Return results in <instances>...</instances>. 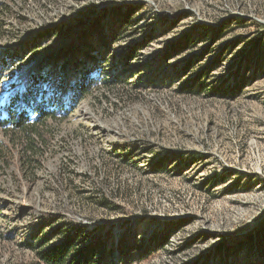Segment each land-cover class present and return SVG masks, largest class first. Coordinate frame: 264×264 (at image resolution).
<instances>
[{
  "label": "rangeland",
  "instance_id": "1",
  "mask_svg": "<svg viewBox=\"0 0 264 264\" xmlns=\"http://www.w3.org/2000/svg\"><path fill=\"white\" fill-rule=\"evenodd\" d=\"M90 51L71 108L0 129V264L59 225L116 264H264V0H0V105Z\"/></svg>",
  "mask_w": 264,
  "mask_h": 264
},
{
  "label": "trees",
  "instance_id": "2",
  "mask_svg": "<svg viewBox=\"0 0 264 264\" xmlns=\"http://www.w3.org/2000/svg\"><path fill=\"white\" fill-rule=\"evenodd\" d=\"M123 16L127 20L128 13H124ZM96 54L91 51L86 53L83 60L75 62L78 66L67 68L63 72L64 77L67 76L69 79L72 70H75L73 74H77V77H72L73 81L70 85L63 83V78L56 74L50 79V74L46 72L48 67L55 66L61 60L60 64H65L67 53L49 55L48 61L31 73L0 105V115H3L0 116V129L9 126L15 131L29 135V132H36L35 130L45 122L46 118H54L58 110L65 111L71 108L73 102L90 89L89 85L93 82L90 72L95 69V64L100 59ZM5 59V56L0 58V87L4 70L7 68ZM45 81L47 85L43 88L42 84ZM70 92L71 97H68ZM30 112L34 118L32 121L28 115ZM90 234L83 226L76 225L66 230L63 225H59L36 243L35 255L43 264H116L109 256H105V241L99 237L92 239ZM116 247L121 251L120 244ZM225 248V243H220L216 250L220 252Z\"/></svg>",
  "mask_w": 264,
  "mask_h": 264
}]
</instances>
